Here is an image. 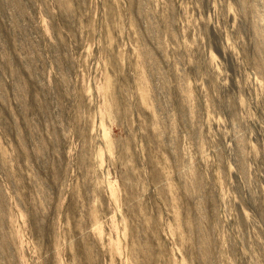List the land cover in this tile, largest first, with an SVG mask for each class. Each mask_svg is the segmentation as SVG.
<instances>
[{
    "label": "rangeland",
    "instance_id": "1",
    "mask_svg": "<svg viewBox=\"0 0 264 264\" xmlns=\"http://www.w3.org/2000/svg\"><path fill=\"white\" fill-rule=\"evenodd\" d=\"M0 264H264V0H0Z\"/></svg>",
    "mask_w": 264,
    "mask_h": 264
}]
</instances>
